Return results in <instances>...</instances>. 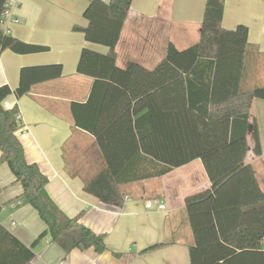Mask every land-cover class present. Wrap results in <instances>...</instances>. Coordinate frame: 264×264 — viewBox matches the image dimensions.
Segmentation results:
<instances>
[{
  "label": "trees",
  "instance_id": "16d2710c",
  "mask_svg": "<svg viewBox=\"0 0 264 264\" xmlns=\"http://www.w3.org/2000/svg\"><path fill=\"white\" fill-rule=\"evenodd\" d=\"M7 1L0 0V53L48 52V46L25 43L2 28ZM132 3L91 0L84 12L88 25L74 27L86 41L109 48L106 55L84 49L77 67L94 85L86 103L72 104L74 122L96 138L106 160V169L85 182V192L121 208L122 185L159 178L200 159L211 187L185 200L194 240L189 264H264V191L248 162L250 126L252 151L262 154L251 109L255 99L264 100V87L246 85L248 27L225 29V0H207L195 44L180 49L168 43L165 57L153 68L136 62L119 67L116 47ZM62 74V65L24 68L17 89L0 87V165L10 167L23 186L20 198L46 225L26 246L0 222V264H33L34 247L45 239L67 254L106 251L105 234L84 225L80 216L68 218L51 200L47 176L25 158L17 134L18 107L3 106L10 95L21 98Z\"/></svg>",
  "mask_w": 264,
  "mask_h": 264
},
{
  "label": "crops",
  "instance_id": "0c3cea01",
  "mask_svg": "<svg viewBox=\"0 0 264 264\" xmlns=\"http://www.w3.org/2000/svg\"><path fill=\"white\" fill-rule=\"evenodd\" d=\"M14 1L16 6L6 14L2 28L25 43L48 46L49 51L1 52L0 87L17 89L24 68L62 65L63 74L33 86L21 98L10 95L3 106L18 107L17 134L25 158L47 176L51 200L68 218L80 216L84 225L106 235L103 253L89 249L67 254L45 239L34 247L33 264H189L194 240L185 200L211 187L202 161L195 160L159 178L122 185L125 199L121 208L105 205L86 193L85 182L106 169V160L96 138L74 122L72 104L86 103L94 85V79L80 75L77 67L84 49L106 55L109 48L90 43L82 32L74 31L75 26L88 25L84 12L91 0ZM206 3L133 0L116 47L117 65L136 62L153 68L165 57L168 43L180 49L193 45V38H200ZM222 25L228 30L248 27L246 85L264 87V0H225ZM251 118L258 123L262 154L257 157L252 151L250 126L248 162L264 191V100H254ZM0 185L1 224L31 246L46 230L45 223L27 200L20 198L23 186L7 164L0 165ZM162 204L165 209L159 208ZM156 244L164 245L148 250Z\"/></svg>",
  "mask_w": 264,
  "mask_h": 264
},
{
  "label": "built area",
  "instance_id": "2783aa9c",
  "mask_svg": "<svg viewBox=\"0 0 264 264\" xmlns=\"http://www.w3.org/2000/svg\"><path fill=\"white\" fill-rule=\"evenodd\" d=\"M15 6H16V5H15V1H14V0H8V1H7V4H6V7H7L6 14H8L9 11H10L12 8H14ZM20 119H21V117H20V115H18V116H17V120H18V122H20ZM159 208H160V209H165V206L162 204V205L159 206Z\"/></svg>",
  "mask_w": 264,
  "mask_h": 264
},
{
  "label": "rangeland",
  "instance_id": "374dc122",
  "mask_svg": "<svg viewBox=\"0 0 264 264\" xmlns=\"http://www.w3.org/2000/svg\"><path fill=\"white\" fill-rule=\"evenodd\" d=\"M195 39V40H194ZM199 40V38H193V44L196 43ZM158 61V60H157ZM160 61V60H159ZM264 245V244H263Z\"/></svg>",
  "mask_w": 264,
  "mask_h": 264
}]
</instances>
